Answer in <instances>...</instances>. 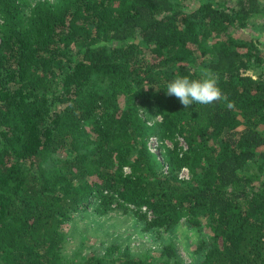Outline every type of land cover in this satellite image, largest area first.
<instances>
[{"label": "trees", "instance_id": "obj_1", "mask_svg": "<svg viewBox=\"0 0 264 264\" xmlns=\"http://www.w3.org/2000/svg\"><path fill=\"white\" fill-rule=\"evenodd\" d=\"M204 69L231 110L166 95ZM91 207L160 245L68 249ZM181 222L193 264H264V0H0V264H186Z\"/></svg>", "mask_w": 264, "mask_h": 264}, {"label": "rangeland", "instance_id": "obj_2", "mask_svg": "<svg viewBox=\"0 0 264 264\" xmlns=\"http://www.w3.org/2000/svg\"><path fill=\"white\" fill-rule=\"evenodd\" d=\"M193 4L195 0H190ZM259 17L257 20H260ZM257 29V28H256ZM252 31V29H250ZM253 34H257L254 30ZM163 117L161 114H157L150 121L155 119L161 120ZM173 146L174 143L171 139H161L158 134H152L149 136L148 143L150 148L158 153L163 158L162 142ZM179 144L183 149L187 146L182 137L179 138ZM163 160V159H161ZM126 172L130 171L128 166L125 167ZM163 170L169 171L167 164L164 165ZM180 176L188 177L189 169L183 166L179 171ZM146 210L145 208H143ZM93 207L89 208L85 215L77 214V228L75 230L74 237L71 242L68 243V249H72L79 243L85 246V249H90L88 246L92 243L98 244L102 242L109 243L113 239L121 242L124 248H128L132 251H139L147 247H156L160 245L154 235L143 230V223L138 220L132 213L123 212L120 208L118 210L110 211L104 215H97L94 213ZM149 217L152 216L150 212ZM176 234L173 238L176 239L180 253L186 264H193V256L190 250H193L198 241V233L195 229L189 228L185 222H181L176 228ZM171 233L165 235V237H171Z\"/></svg>", "mask_w": 264, "mask_h": 264}, {"label": "clouds", "instance_id": "obj_3", "mask_svg": "<svg viewBox=\"0 0 264 264\" xmlns=\"http://www.w3.org/2000/svg\"><path fill=\"white\" fill-rule=\"evenodd\" d=\"M219 77L209 69L201 71L199 78L188 75L177 76L166 86V95L175 97L180 104L189 109L194 104L210 105L218 101H225L227 109L231 110L234 103L218 84Z\"/></svg>", "mask_w": 264, "mask_h": 264}]
</instances>
